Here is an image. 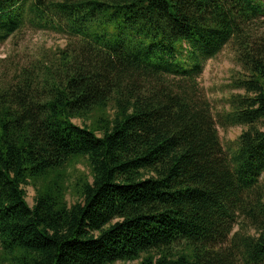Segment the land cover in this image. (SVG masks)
Segmentation results:
<instances>
[{
    "label": "trees",
    "instance_id": "trees-1",
    "mask_svg": "<svg viewBox=\"0 0 264 264\" xmlns=\"http://www.w3.org/2000/svg\"><path fill=\"white\" fill-rule=\"evenodd\" d=\"M27 25L69 41L0 83V264H264V0H0V44Z\"/></svg>",
    "mask_w": 264,
    "mask_h": 264
},
{
    "label": "rangeland",
    "instance_id": "rangeland-1",
    "mask_svg": "<svg viewBox=\"0 0 264 264\" xmlns=\"http://www.w3.org/2000/svg\"><path fill=\"white\" fill-rule=\"evenodd\" d=\"M69 39L63 33L54 30L35 29L25 26L5 43L0 44V83L4 76L12 74L22 67H29L38 61L51 56V51L65 48ZM241 68L235 62V54L231 45L226 46L215 58L204 64L203 71L197 83L201 92L209 101L213 116L217 122L219 141L224 150L234 148L238 135L243 127L222 128L219 124V116L227 107V99L230 95L242 93L235 90L234 83L241 78ZM81 125L79 121H73ZM83 170L82 165L76 167ZM260 182L264 186V175ZM26 201L29 206L33 204L34 191L31 187L25 188ZM72 201L70 195L67 196ZM238 228L235 227V230ZM116 264H138L116 263Z\"/></svg>",
    "mask_w": 264,
    "mask_h": 264
}]
</instances>
